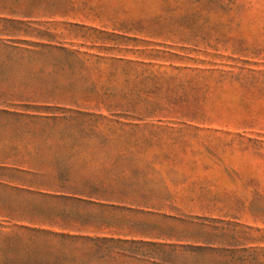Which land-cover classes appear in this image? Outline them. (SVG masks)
<instances>
[{
  "label": "rangeland",
  "instance_id": "obj_1",
  "mask_svg": "<svg viewBox=\"0 0 264 264\" xmlns=\"http://www.w3.org/2000/svg\"><path fill=\"white\" fill-rule=\"evenodd\" d=\"M0 264H264V0H0Z\"/></svg>",
  "mask_w": 264,
  "mask_h": 264
}]
</instances>
